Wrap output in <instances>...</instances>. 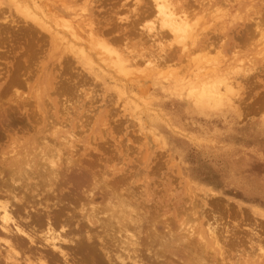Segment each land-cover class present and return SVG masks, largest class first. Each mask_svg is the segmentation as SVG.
Wrapping results in <instances>:
<instances>
[{
    "label": "rangeland",
    "instance_id": "obj_1",
    "mask_svg": "<svg viewBox=\"0 0 264 264\" xmlns=\"http://www.w3.org/2000/svg\"><path fill=\"white\" fill-rule=\"evenodd\" d=\"M172 2L181 41L150 0H0V149L125 180L140 237L185 221L209 264H264V0ZM223 70L221 102L188 92Z\"/></svg>",
    "mask_w": 264,
    "mask_h": 264
},
{
    "label": "bare ground",
    "instance_id": "obj_2",
    "mask_svg": "<svg viewBox=\"0 0 264 264\" xmlns=\"http://www.w3.org/2000/svg\"><path fill=\"white\" fill-rule=\"evenodd\" d=\"M150 1L159 26L177 41L185 38L187 22L172 0ZM227 70L188 92L199 101L221 102L233 83ZM39 143L24 151L13 142L0 149V257L4 262L18 264L12 258L22 254L27 264H48L52 259L64 264H209L193 255L189 240L198 232L187 222L151 229L140 237L137 200L125 193V180L112 187L106 178L87 173L77 161L60 160L47 143ZM206 230L207 236H215L212 226ZM213 241L221 248L215 237Z\"/></svg>",
    "mask_w": 264,
    "mask_h": 264
}]
</instances>
